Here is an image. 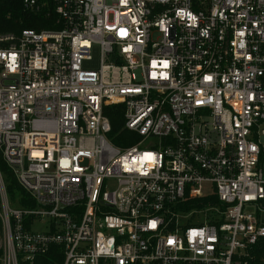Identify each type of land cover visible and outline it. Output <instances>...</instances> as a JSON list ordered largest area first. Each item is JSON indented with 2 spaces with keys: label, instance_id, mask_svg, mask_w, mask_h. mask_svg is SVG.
<instances>
[{
  "label": "built area",
  "instance_id": "built-area-1",
  "mask_svg": "<svg viewBox=\"0 0 264 264\" xmlns=\"http://www.w3.org/2000/svg\"><path fill=\"white\" fill-rule=\"evenodd\" d=\"M21 2L53 28L0 34V264H252L264 0Z\"/></svg>",
  "mask_w": 264,
  "mask_h": 264
},
{
  "label": "trees",
  "instance_id": "trees-1",
  "mask_svg": "<svg viewBox=\"0 0 264 264\" xmlns=\"http://www.w3.org/2000/svg\"><path fill=\"white\" fill-rule=\"evenodd\" d=\"M53 28L50 19L42 15L29 13L23 6L21 0H0V34L19 35L24 29H33L40 31ZM109 117L114 133H119L123 137L125 132H121L123 126V117L120 110L111 108L106 113ZM117 144H121L117 141ZM130 144V143H127ZM0 172L6 181V192L12 200H9L14 206L26 207L33 206L27 193L18 185L13 172L5 165L0 156ZM2 238V222L0 219V245ZM2 249L0 246V255ZM252 264H264V239L259 241L252 248ZM64 256L61 248L52 247L45 254L39 255L31 264H63ZM19 264H30L19 262Z\"/></svg>",
  "mask_w": 264,
  "mask_h": 264
},
{
  "label": "rangeland",
  "instance_id": "rangeland-1",
  "mask_svg": "<svg viewBox=\"0 0 264 264\" xmlns=\"http://www.w3.org/2000/svg\"><path fill=\"white\" fill-rule=\"evenodd\" d=\"M261 140H262V143H263V145H264V137H262ZM2 180L4 181V184H5V187H6L7 184H6V181H5L4 176H2ZM0 182H1V180H0ZM0 195H1V194H0ZM7 196H8V194H7ZM0 197H1V196H0ZM8 199H9V200H12L10 196H8ZM12 201H14V200H12ZM10 204H11V203H10ZM14 205H16V203H15ZM44 228H45V225H41V224H40V225L37 226V229H38V230H44ZM263 260H264V259H263Z\"/></svg>",
  "mask_w": 264,
  "mask_h": 264
}]
</instances>
